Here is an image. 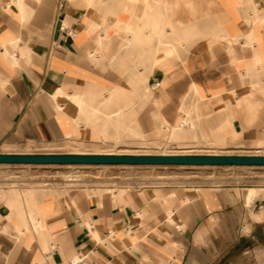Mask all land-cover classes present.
Masks as SVG:
<instances>
[{
    "label": "crops",
    "instance_id": "crops-1",
    "mask_svg": "<svg viewBox=\"0 0 264 264\" xmlns=\"http://www.w3.org/2000/svg\"><path fill=\"white\" fill-rule=\"evenodd\" d=\"M205 1L220 14L199 21L205 35L184 43L182 69L153 96L167 98L168 121L187 117L199 143L230 152L192 155H264V0ZM83 4L0 0V154L137 155L101 150L141 148L157 127L137 82L141 48L118 36L107 57ZM74 146L85 151H66ZM254 178L165 180L123 195L50 187L21 207L0 197V264H264V179Z\"/></svg>",
    "mask_w": 264,
    "mask_h": 264
},
{
    "label": "rangeland",
    "instance_id": "rangeland-1",
    "mask_svg": "<svg viewBox=\"0 0 264 264\" xmlns=\"http://www.w3.org/2000/svg\"><path fill=\"white\" fill-rule=\"evenodd\" d=\"M167 1L170 4V17L173 19L176 27L179 24V26H186L188 24V29L194 28L203 33L202 35L205 34L198 27L199 21L204 19L215 21L216 16L220 14V12H216L214 7L209 5L205 0ZM92 2L97 3L98 0H92ZM141 2V0L137 1V7L140 6ZM102 29H105L107 34V37L103 38L107 42L102 45V51L107 57L113 58V49L109 48L108 45L110 41H113L112 35L114 34V29L107 28L106 26H102ZM120 32L122 33V31ZM197 37L199 38V36ZM197 37L195 38L198 39ZM195 38H192V40ZM183 47L180 46L181 51ZM175 64H177L175 58L168 57L165 54H160L158 57V67L165 70V79L172 80ZM179 67L181 70L180 65ZM150 87L152 88L153 86ZM157 121L158 127L154 125L150 135H145V132L142 133V137H145L142 140L143 146L141 148L135 149L105 145L106 147L102 148L101 151L105 153H138L144 155H192L212 152L230 153L225 150L211 148L204 142L199 143L198 140L195 141V134L190 136L188 133L189 130L186 132L188 134L185 135V138L179 140L180 144H177L178 141L173 142L167 138V131L162 130L159 120ZM160 128L162 132L159 131ZM132 134L134 135V130H132ZM210 145L212 146V144ZM66 151L82 152L85 149L80 150L79 147L74 146L68 148ZM244 175L254 176L255 178L253 180L256 181L258 180V176L264 179V170L234 167L232 169L225 167L211 168L204 166L2 165L0 166V197L7 198L12 204L21 207L19 203L21 198L25 197L26 200H29L31 198L29 194L35 189L47 190L50 187L82 186L95 188L97 191L118 190V188L130 191L135 187L155 184L165 180L174 182L194 181L209 184L216 181L229 182L231 179H239ZM74 261L79 260L75 259Z\"/></svg>",
    "mask_w": 264,
    "mask_h": 264
},
{
    "label": "bare ground",
    "instance_id": "bare-ground-1",
    "mask_svg": "<svg viewBox=\"0 0 264 264\" xmlns=\"http://www.w3.org/2000/svg\"><path fill=\"white\" fill-rule=\"evenodd\" d=\"M68 1L71 3L74 2L75 0H68ZM81 1H84L85 3L83 4L84 14L82 15V20L83 22L88 23V28L86 29L88 33L93 34L94 32H96L98 35V39H100L102 43L103 38L107 37L106 31L105 29H102V26L103 27L106 26L107 28L114 29L113 30L114 34L112 35L111 33L113 37L112 38L113 41L118 36H126L128 41L132 42L134 45L141 48L139 63L142 67V75L141 77L138 76L137 82L139 83V81H141V83L144 85L143 98L144 100L149 99L152 101L153 105L155 106V109L157 110V112L154 114V120H159L162 130L167 131L168 134L167 138L169 140H172L173 142L178 141L177 142L178 144L179 140L185 138V135L189 133L188 132L186 134L187 126L188 128H193L194 124L190 122V120H188L187 117L183 118V116H180L178 114H176L175 120L173 122L168 121L165 115H163L165 113V112L163 113L164 111L163 105L165 104L167 98L162 99L161 97L155 98L153 96V89L157 88L166 78L165 70L158 67V57L160 54L162 55L165 54L168 57L175 58L177 60V63L181 66L182 69L184 63L182 57L180 56V46H184V43H187L188 41L192 40V38H195L197 36L200 37L201 33L194 28L188 29L187 28L189 26L188 24H187L188 26L187 25L179 26L180 25L179 24L177 25L178 27L177 28L176 24L173 22V19L170 17L169 14L170 4L167 0H141L142 2L140 3L139 7H137L138 0H98L97 3H93L92 0H81ZM13 2H15L18 5L22 4V0H13ZM211 2H214V0H211ZM124 10H126L125 11L126 13L124 12ZM21 15H23V13ZM120 31H122V33L124 34H122ZM111 42L112 41H110V44L108 45L109 48H111ZM102 45L103 43L101 44V47ZM97 59H99V57ZM156 73L163 75V77L161 81L157 80V83L151 88L150 86L147 85L148 77L150 75H155ZM192 90L198 94L197 88L192 87ZM181 109L180 107L178 108V110L180 111ZM153 126L154 125H151V128ZM161 128L159 131H161ZM212 144L220 145L222 144V142L214 141ZM258 152L264 153L263 150ZM107 192L114 195L115 191L107 190ZM116 192H118V194L123 195V193H128L130 191L126 189H118ZM29 196L32 197V192L29 194ZM7 217L9 218V216ZM37 224L33 221V226L35 229L37 228ZM75 259L80 261L81 258L79 259L75 257Z\"/></svg>",
    "mask_w": 264,
    "mask_h": 264
},
{
    "label": "water",
    "instance_id": "water-1",
    "mask_svg": "<svg viewBox=\"0 0 264 264\" xmlns=\"http://www.w3.org/2000/svg\"><path fill=\"white\" fill-rule=\"evenodd\" d=\"M5 165L262 166L264 155H5Z\"/></svg>",
    "mask_w": 264,
    "mask_h": 264
},
{
    "label": "built area",
    "instance_id": "built-area-1",
    "mask_svg": "<svg viewBox=\"0 0 264 264\" xmlns=\"http://www.w3.org/2000/svg\"><path fill=\"white\" fill-rule=\"evenodd\" d=\"M61 29H62V30H65V28H64V27H61Z\"/></svg>",
    "mask_w": 264,
    "mask_h": 264
}]
</instances>
